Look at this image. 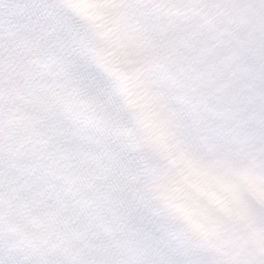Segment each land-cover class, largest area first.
<instances>
[{"label": "snow or ice", "instance_id": "6c2138e0", "mask_svg": "<svg viewBox=\"0 0 264 264\" xmlns=\"http://www.w3.org/2000/svg\"><path fill=\"white\" fill-rule=\"evenodd\" d=\"M0 264H264V0H0Z\"/></svg>", "mask_w": 264, "mask_h": 264}]
</instances>
